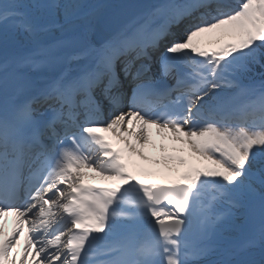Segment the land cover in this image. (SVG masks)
Here are the masks:
<instances>
[{"label":"snow or ice","instance_id":"6c2138e0","mask_svg":"<svg viewBox=\"0 0 264 264\" xmlns=\"http://www.w3.org/2000/svg\"><path fill=\"white\" fill-rule=\"evenodd\" d=\"M97 14L0 0V264H264V81L241 82L264 64V0H160L99 38ZM149 126L211 164L139 179Z\"/></svg>","mask_w":264,"mask_h":264},{"label":"bare ground","instance_id":"6f19581e","mask_svg":"<svg viewBox=\"0 0 264 264\" xmlns=\"http://www.w3.org/2000/svg\"><path fill=\"white\" fill-rule=\"evenodd\" d=\"M87 3L92 5L98 6V14L97 19L93 21V24L95 25L96 22L100 19L101 15L107 11L111 10L115 7V1L114 0H87ZM141 15L136 16L135 18L139 17ZM182 28V27H181ZM206 34H212L211 37H213V41L211 43L206 44L204 46H216L220 45L223 42H226L225 35L222 37V39L215 33H206ZM204 34L201 37V42L205 41ZM208 38V37H207ZM209 39V38H208ZM220 40L219 43L216 42L217 40ZM216 40V41H215ZM24 43L23 37L19 34H12L9 33L7 37V43L8 45L14 46L16 42ZM208 42V41H207ZM206 42V43H207ZM204 44V43H203ZM230 89L224 90V93L228 94ZM236 92V90L234 89ZM239 98H237L236 101H238ZM137 122L134 120L133 124H136ZM158 130L155 126H149V148L151 150L156 151V157L154 158H148L151 154H147V157H142L139 154L132 155L129 159L132 164H135V167L138 168L141 174L143 176H146L148 179H158L161 182L165 183H171L173 181H177L181 178L182 174L187 171V169L190 166H197V167H203L204 165H210L211 162L207 160H203V158L196 156L193 154L188 146L186 144H183L182 142L175 140L172 138V134L169 130L160 131L162 134L157 135L156 137H160V140H162V145H157L156 142L153 141L152 131ZM168 152V153H167ZM166 157H172L173 159H166ZM180 157H183L187 162L184 164L180 163ZM101 178H104L102 176ZM118 183H122L119 179H113V181H109V184L111 186H114ZM34 264V262H32Z\"/></svg>","mask_w":264,"mask_h":264},{"label":"water","instance_id":"95a60500","mask_svg":"<svg viewBox=\"0 0 264 264\" xmlns=\"http://www.w3.org/2000/svg\"><path fill=\"white\" fill-rule=\"evenodd\" d=\"M132 4H136L133 6V8H130ZM150 4V0H125V2L122 4V6L111 13H108L110 15H114L115 17H118L116 20L115 26L124 24L140 12H144ZM128 7V8H127ZM127 10H130L127 12ZM125 13V14H124ZM102 26V23L100 24ZM114 26V27H115Z\"/></svg>","mask_w":264,"mask_h":264},{"label":"trees","instance_id":"16d2710c","mask_svg":"<svg viewBox=\"0 0 264 264\" xmlns=\"http://www.w3.org/2000/svg\"><path fill=\"white\" fill-rule=\"evenodd\" d=\"M250 74L256 75L258 78L264 79V67L261 64L251 65V70L248 71Z\"/></svg>","mask_w":264,"mask_h":264},{"label":"rangeland","instance_id":"374dc122","mask_svg":"<svg viewBox=\"0 0 264 264\" xmlns=\"http://www.w3.org/2000/svg\"><path fill=\"white\" fill-rule=\"evenodd\" d=\"M211 35H212V34H206V35L204 36L205 41H203V42H201V43L203 44V43H206L207 41H208V42H207L208 44L211 43V41H209V40H212V41H213V39H214L213 37H211ZM207 37H208L209 39H208ZM225 37H226V38H225L226 40H227V39H229V40L232 39V37L227 36V35H225ZM216 40H217V39H216ZM216 40H215V41H216ZM229 40H228V41H229ZM217 41H218V40H217ZM217 41H216V42H217ZM210 47H212V46H210Z\"/></svg>","mask_w":264,"mask_h":264}]
</instances>
